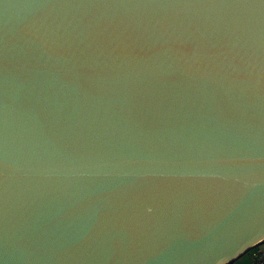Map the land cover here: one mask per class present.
Wrapping results in <instances>:
<instances>
[{
  "label": "water",
  "instance_id": "water-1",
  "mask_svg": "<svg viewBox=\"0 0 264 264\" xmlns=\"http://www.w3.org/2000/svg\"><path fill=\"white\" fill-rule=\"evenodd\" d=\"M263 239L264 0H0V264Z\"/></svg>",
  "mask_w": 264,
  "mask_h": 264
},
{
  "label": "rangeland",
  "instance_id": "rangeland-1",
  "mask_svg": "<svg viewBox=\"0 0 264 264\" xmlns=\"http://www.w3.org/2000/svg\"><path fill=\"white\" fill-rule=\"evenodd\" d=\"M257 249H264V244L260 245ZM256 249L251 250V252H248V254H245L242 258L234 262L233 264H253V260L251 257V254Z\"/></svg>",
  "mask_w": 264,
  "mask_h": 264
},
{
  "label": "trees",
  "instance_id": "trees-1",
  "mask_svg": "<svg viewBox=\"0 0 264 264\" xmlns=\"http://www.w3.org/2000/svg\"><path fill=\"white\" fill-rule=\"evenodd\" d=\"M264 244V243H263ZM262 245V244H261ZM260 246V245H259ZM259 246H257L256 248H254V249H256L255 251H253L252 253H250L251 254V257H252V260H253V264H264V259H262L261 261H260V253L261 252H264V249H257ZM251 252V251H250ZM244 256V255H243ZM242 256V257H243ZM242 257H240V258H242ZM239 258V259H240ZM238 259V260H239ZM234 263V262H233ZM233 263H230V264H233ZM235 263H236V261H235Z\"/></svg>",
  "mask_w": 264,
  "mask_h": 264
},
{
  "label": "built area",
  "instance_id": "built-area-1",
  "mask_svg": "<svg viewBox=\"0 0 264 264\" xmlns=\"http://www.w3.org/2000/svg\"><path fill=\"white\" fill-rule=\"evenodd\" d=\"M259 258H260V261H261L262 259H264V252H261V253H260V257H259Z\"/></svg>",
  "mask_w": 264,
  "mask_h": 264
},
{
  "label": "bare ground",
  "instance_id": "bare-ground-1",
  "mask_svg": "<svg viewBox=\"0 0 264 264\" xmlns=\"http://www.w3.org/2000/svg\"><path fill=\"white\" fill-rule=\"evenodd\" d=\"M264 240V239H263ZM262 241V240H261Z\"/></svg>",
  "mask_w": 264,
  "mask_h": 264
}]
</instances>
